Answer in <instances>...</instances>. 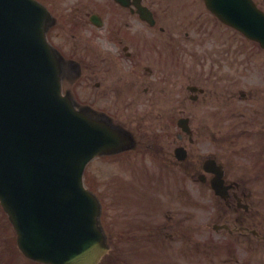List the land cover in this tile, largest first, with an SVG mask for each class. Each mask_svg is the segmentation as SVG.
I'll use <instances>...</instances> for the list:
<instances>
[{
  "label": "flooded vegetation",
  "instance_id": "obj_1",
  "mask_svg": "<svg viewBox=\"0 0 264 264\" xmlns=\"http://www.w3.org/2000/svg\"><path fill=\"white\" fill-rule=\"evenodd\" d=\"M42 1L55 16L50 40L69 60L82 52L83 72L70 71L65 89L94 94L117 120L128 116L123 126L138 140L130 151L176 201L165 221L138 220L128 235L175 242L173 264H264V49L243 53L230 27L216 49L211 26L184 0ZM117 217L109 216L112 239L131 228Z\"/></svg>",
  "mask_w": 264,
  "mask_h": 264
},
{
  "label": "water",
  "instance_id": "obj_2",
  "mask_svg": "<svg viewBox=\"0 0 264 264\" xmlns=\"http://www.w3.org/2000/svg\"><path fill=\"white\" fill-rule=\"evenodd\" d=\"M206 3L264 46V12L252 0ZM42 15L35 0H0V200L27 255L97 264L106 250L100 205L83 185V170L128 138L80 115L61 96L59 69L47 68Z\"/></svg>",
  "mask_w": 264,
  "mask_h": 264
},
{
  "label": "rangeland",
  "instance_id": "obj_3",
  "mask_svg": "<svg viewBox=\"0 0 264 264\" xmlns=\"http://www.w3.org/2000/svg\"><path fill=\"white\" fill-rule=\"evenodd\" d=\"M63 2V4L69 3L71 4L73 2V0H61ZM261 2V4L264 5V0H259ZM193 5L195 6H199V10L201 12H204L205 5L201 2V0H195L193 2ZM171 14H174V12H172ZM204 20L205 21H209V25L211 26L210 29L214 32L216 39H217V48L220 47L221 45L225 44L227 41L225 40L227 38V35L229 34L228 30L225 27H222L221 25H218L217 22L209 15L204 14L203 15ZM214 45H212L213 47ZM217 54H214L213 57H215ZM98 79L104 81L105 77H97ZM109 95H112V92H106ZM88 94V93H87ZM86 94V95H87ZM128 95V94H127ZM115 98V96H114ZM128 98V97H127ZM106 103L110 104L112 102V98H109L107 100H105ZM120 101V99H117L116 102ZM103 102V100H102ZM103 105V104H102ZM116 108L117 110H119V106L116 104ZM125 119V120H124ZM124 120V121H123ZM128 120V116H124V118H121V121L125 122ZM121 157V156H120ZM120 157H112V156H102L97 158L95 161H92L89 164V170L87 173V180L89 182V185H91L93 188L96 189V191L100 194V196L102 197V199L104 200L105 203V208L108 211V214L112 212L113 214L118 211V209H113V204H115L117 201L112 200L110 194L113 193V190H111L112 184L115 185L116 187H118V184L120 180H124L126 182H132V180H130L129 178L135 177L138 171V166L137 165H132L126 168L123 167H118L119 160ZM116 163V164H115ZM113 177H115V181L116 183L113 182ZM165 185V183H164ZM163 185V187H164ZM158 196L162 197L163 196L166 198L164 203L165 204H170L171 202H169L168 197L166 195L162 196V191H159L157 193ZM169 202V203H168ZM164 204V205H165ZM119 206V205H116ZM114 206V207H116ZM166 210V208L161 209V211ZM122 213H124V215H131L133 219H140L141 215H135L134 213L138 212V210H133V209H125L122 208L121 210ZM106 214V215H108ZM8 223L4 222L3 224H1L0 222V247L6 248L9 243H10V237H9V232H8ZM142 244V243H141ZM140 244V245H141ZM161 256V255H160ZM22 257V256H21ZM158 260L157 256L153 257L152 260ZM11 258L10 256L7 258V261H10ZM21 261H23L22 258H20ZM166 259H160L159 261H165ZM169 262L172 261L171 258L167 259ZM141 262L143 261L145 264H150V260L148 259H142L139 258L137 260L134 259V262ZM127 262L125 261L124 264H126Z\"/></svg>",
  "mask_w": 264,
  "mask_h": 264
}]
</instances>
